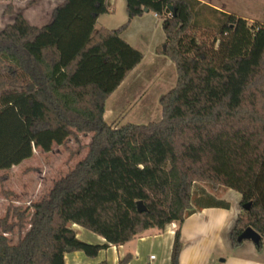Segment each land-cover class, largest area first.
<instances>
[{"label":"trees","instance_id":"16d2710c","mask_svg":"<svg viewBox=\"0 0 264 264\" xmlns=\"http://www.w3.org/2000/svg\"><path fill=\"white\" fill-rule=\"evenodd\" d=\"M6 1L14 19L0 30V170L36 147L49 152L71 136L92 138L86 156L46 196L8 208L0 264H65L73 250L96 257L172 222L171 264H180L181 227L200 183L251 202L233 244L251 226L262 235L257 247L264 245V22L200 0H126V23L96 29L112 13L109 0H64L38 27ZM145 9L162 19L161 53L175 64L177 82L159 98L160 120L115 126L104 118L106 102L144 58L121 34ZM74 224L107 243L78 239Z\"/></svg>","mask_w":264,"mask_h":264},{"label":"crops","instance_id":"0c3cea01","mask_svg":"<svg viewBox=\"0 0 264 264\" xmlns=\"http://www.w3.org/2000/svg\"><path fill=\"white\" fill-rule=\"evenodd\" d=\"M0 1L9 4V1ZM62 2L64 0H53V4L50 5V13L45 12L39 18V21L36 18L31 19L27 16L26 18L32 25L41 27L51 21L53 10ZM13 3L16 4V0H13ZM109 3L113 13L116 12L122 1L109 0ZM147 13L151 14V12ZM104 15L97 19V23ZM154 15L156 16L155 13ZM143 16H137L133 21L135 22ZM121 36L136 47L134 42L136 37L131 31V27L125 30ZM165 39L164 34L160 43H164ZM161 44L155 46L152 53H149L150 62L147 64L145 63L147 60L146 54H144L140 64L108 98L104 114V118L108 123L114 122L127 107L132 105L137 107L151 93L154 94L155 89H157V92L153 99H155L157 105H160V96L175 86L177 81L175 64L159 51ZM168 75L170 77L166 81ZM171 80L174 83L167 89L166 87L170 85ZM145 90L147 91L145 92ZM159 113L160 116L157 114L155 116L161 118L162 111L160 110ZM135 118H137L136 115L133 117L127 116L121 125L127 122L141 124L155 121L154 119L136 121ZM212 195V192L203 187L201 193L194 197L192 203L193 213L185 219L181 227L183 249L180 254V264H264V245L259 248L250 240H245L238 245L233 244L232 230L241 213L240 206H234L228 200H210L209 197H212ZM203 198L207 199L202 200ZM224 203H228L229 206H225ZM239 204L241 205V199H239ZM73 228L77 238L82 241L100 245L107 243L104 237L83 226L74 224ZM177 228L178 222H172L162 230L151 228L125 244H110L107 248L100 250L96 257H89L80 250L68 251L65 253V264H119L120 260L129 254L131 260L128 264H171ZM154 252L157 254H154ZM153 256L154 258H152Z\"/></svg>","mask_w":264,"mask_h":264},{"label":"rangeland","instance_id":"374dc122","mask_svg":"<svg viewBox=\"0 0 264 264\" xmlns=\"http://www.w3.org/2000/svg\"><path fill=\"white\" fill-rule=\"evenodd\" d=\"M121 1L122 4L118 5L116 12L104 15L96 24V29L103 26L112 29L118 28L127 22L126 0ZM200 1L219 10L235 13L248 19L250 22H264V0ZM52 4L53 0H16V4L12 3V8L13 11L22 12L25 17L36 18L39 21V18L45 12L50 13V5ZM13 19L14 15L10 13L8 4L0 1V30L10 24ZM133 22V20L130 22L127 29L131 27V31L136 37L134 41L135 48H139L138 50L146 54L147 60L145 63L147 64L150 62L149 53H152L155 46L157 47L161 44V39L165 34L162 27V19L151 12V14L146 13L139 20ZM164 44L165 42L160 45V52ZM169 77V75L166 77V81ZM171 81L170 85L166 87L167 89L173 85L174 82L173 80ZM156 92L157 89L154 90V94L151 93L146 99L142 100L137 107L134 105L127 107L112 124L119 126L127 116L133 117L134 115L137 116L135 118L136 121L148 119L160 120L162 116L159 118V111H162V107L159 104L158 106L155 99H153ZM156 114L159 116H155ZM91 138V133L88 135L78 134L77 137L71 136L63 145H55L49 152L36 147L34 148L33 155L23 160L20 165L13 166L8 170H0V178L6 176L4 181L1 182L0 180V219L6 216L9 207L20 206L26 209L31 202H36L46 196L52 188L54 181L70 172L76 163L86 156ZM203 187L212 192L213 195L209 197L210 200H228L234 206H240L242 209L241 213H243V205L239 204L241 196L236 190L229 188L214 190L210 186L200 183L195 189L194 197L201 193ZM206 199L203 198L202 200ZM11 218L13 219L12 215ZM9 237L16 243L19 239L18 229L14 233L9 234ZM154 254L157 253L154 252Z\"/></svg>","mask_w":264,"mask_h":264},{"label":"water","instance_id":"95a60500","mask_svg":"<svg viewBox=\"0 0 264 264\" xmlns=\"http://www.w3.org/2000/svg\"><path fill=\"white\" fill-rule=\"evenodd\" d=\"M145 12L147 13L149 12V10L145 9ZM163 49H166V44L163 45ZM251 204H252L251 202L244 204L243 209L249 210L251 207ZM138 210L139 212H143L147 210V207L144 205L143 201L138 202ZM261 239H262V235L251 226L244 229L242 233L237 237V241L239 243L245 240H250L256 245L260 243Z\"/></svg>","mask_w":264,"mask_h":264},{"label":"built area","instance_id":"2783aa9c","mask_svg":"<svg viewBox=\"0 0 264 264\" xmlns=\"http://www.w3.org/2000/svg\"><path fill=\"white\" fill-rule=\"evenodd\" d=\"M152 258H154V256Z\"/></svg>","mask_w":264,"mask_h":264}]
</instances>
